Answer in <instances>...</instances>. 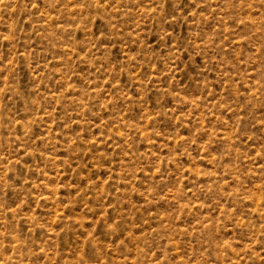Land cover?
<instances>
[{
    "label": "rangeland",
    "instance_id": "rangeland-1",
    "mask_svg": "<svg viewBox=\"0 0 264 264\" xmlns=\"http://www.w3.org/2000/svg\"><path fill=\"white\" fill-rule=\"evenodd\" d=\"M0 264H264V0H0Z\"/></svg>",
    "mask_w": 264,
    "mask_h": 264
}]
</instances>
